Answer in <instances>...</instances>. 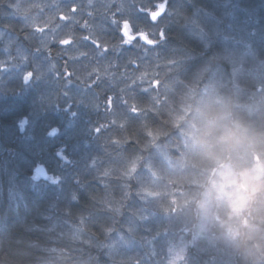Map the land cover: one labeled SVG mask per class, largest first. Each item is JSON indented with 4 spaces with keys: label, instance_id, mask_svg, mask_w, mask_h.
Segmentation results:
<instances>
[{
    "label": "trees",
    "instance_id": "16d2710c",
    "mask_svg": "<svg viewBox=\"0 0 264 264\" xmlns=\"http://www.w3.org/2000/svg\"><path fill=\"white\" fill-rule=\"evenodd\" d=\"M159 2L0 0V264H171L174 226L135 195L145 170L118 216L103 204L123 197L119 166L139 151L129 106L150 107L166 83L200 72L227 87L264 82V0H166L156 22L137 11ZM125 20L136 37L127 44ZM39 165L48 180L35 178ZM181 253L180 264H234L219 248L184 243Z\"/></svg>",
    "mask_w": 264,
    "mask_h": 264
},
{
    "label": "clouds",
    "instance_id": "9594fccd",
    "mask_svg": "<svg viewBox=\"0 0 264 264\" xmlns=\"http://www.w3.org/2000/svg\"><path fill=\"white\" fill-rule=\"evenodd\" d=\"M173 81L134 114L138 128L127 134L139 151L117 174L124 195L102 203L118 216L132 195L127 182L143 169L135 195L174 226L171 264H180L184 243L223 249L234 264H264V82L227 87L204 72L180 87ZM151 151L161 157L158 164Z\"/></svg>",
    "mask_w": 264,
    "mask_h": 264
},
{
    "label": "snow or ice",
    "instance_id": "6c2138e0",
    "mask_svg": "<svg viewBox=\"0 0 264 264\" xmlns=\"http://www.w3.org/2000/svg\"><path fill=\"white\" fill-rule=\"evenodd\" d=\"M14 7H16L14 5ZM166 8V0H161V2L157 3V4H154L152 6H149V7H145L143 4L139 5L138 8H137V11L141 14H145L147 15L150 20L152 22H156L158 20V17H160V15L164 12ZM155 9V10H154ZM77 11V6L73 5L71 8H70V12L71 13H75ZM89 15H91V13H89ZM72 17L69 16V15H64V14H61L60 15V19L61 20H68V19H71ZM113 23H117V21L115 19H113L112 21ZM85 26H87L85 24ZM122 28L124 29L123 31V35L125 37H127L129 35V32L127 31L129 28H130V22L129 20H125L122 24ZM37 32H43L44 29L43 28H36L35 29ZM163 31H160L159 32V39H163ZM85 40L89 39V37L85 36L83 37ZM140 38L143 39L148 45H154L156 43H158V41H155V40H152V39H149L148 36L144 33L143 30L140 31ZM72 41L70 39H61L59 41L60 44L62 45H69ZM125 44L129 43L130 41L129 40H124L123 41ZM92 43L94 45H96L98 48L101 47V45L96 41V40H92ZM104 51H107V47H104L103 49ZM37 52L41 51L40 48H37L36 49ZM130 63H135V61H130ZM173 62H169V64H172ZM5 70V65L4 64H0V71H3ZM33 74L32 73H28L26 74L25 76V81H27L28 79L31 78ZM160 85V81L157 80V79H154L152 82H151V87L153 88H158ZM145 91H148V89H144ZM122 103H124L125 105L128 104V101L127 100H123L122 99ZM107 105H108V108L109 110L111 109L112 107V97H108L107 99ZM129 111L133 114H140L142 109L139 108L136 104H132L129 106ZM113 124H116V121L113 120L112 121ZM121 128L124 127L123 124H120L119 125ZM104 127V125H101L99 128L96 129V131L99 133L101 131V129ZM128 140H133V137L132 136H128L127 137ZM120 141L118 140H113V143L114 144H118ZM138 142V141H137ZM132 171L134 172L135 171V166L133 165V168H132ZM110 206V205H109ZM136 264H139V262H136Z\"/></svg>",
    "mask_w": 264,
    "mask_h": 264
},
{
    "label": "water",
    "instance_id": "95a60500",
    "mask_svg": "<svg viewBox=\"0 0 264 264\" xmlns=\"http://www.w3.org/2000/svg\"><path fill=\"white\" fill-rule=\"evenodd\" d=\"M166 7H167V5H166ZM165 10H166V8H165ZM165 10H164V12H165ZM164 12L160 15V17L164 14ZM158 18H159V17H158ZM123 31H124V29H123ZM126 38H127L129 41H134L136 37L131 36V35L129 34ZM140 40H141L142 42L146 43L143 39L140 38ZM55 133H56V132L54 131V132L52 133V135H54ZM34 174H35V178H36V179H41V180H45V181L49 179V173H48L47 169H46L44 166H42V165H39L38 167L35 168V170H34Z\"/></svg>",
    "mask_w": 264,
    "mask_h": 264
}]
</instances>
